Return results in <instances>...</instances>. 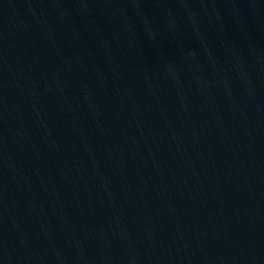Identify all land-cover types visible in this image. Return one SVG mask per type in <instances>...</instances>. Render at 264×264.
I'll return each instance as SVG.
<instances>
[{"label": "water", "instance_id": "obj_1", "mask_svg": "<svg viewBox=\"0 0 264 264\" xmlns=\"http://www.w3.org/2000/svg\"><path fill=\"white\" fill-rule=\"evenodd\" d=\"M0 264H264V0H0Z\"/></svg>", "mask_w": 264, "mask_h": 264}]
</instances>
